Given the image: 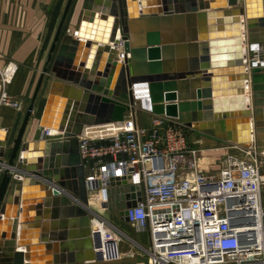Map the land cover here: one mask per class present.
Returning a JSON list of instances; mask_svg holds the SVG:
<instances>
[{
	"label": "water",
	"instance_id": "95a60500",
	"mask_svg": "<svg viewBox=\"0 0 264 264\" xmlns=\"http://www.w3.org/2000/svg\"><path fill=\"white\" fill-rule=\"evenodd\" d=\"M72 2L65 4L49 50L50 61L59 43L52 66L56 80L39 123L49 134L42 132L39 140L23 143L44 68L11 142L0 181V203L8 190V204L17 206L20 197L23 201L21 217L26 205H35L43 220L40 248L45 264L50 255L53 264L96 262L78 137L85 127L123 123L125 115L133 112V85L147 84L152 115L175 119L196 131L211 129L226 142L261 153L264 69L247 71L243 45L264 44V0H83L74 38L61 36ZM120 47L122 62L115 60ZM83 50L88 54L82 56ZM174 52L185 54L184 59L178 56L167 62ZM3 134L0 160L10 131H0V137ZM29 192L38 199L28 201ZM125 198L132 200L126 207L135 206L134 194ZM5 207L0 215L8 218ZM119 217L127 222L125 210ZM12 219L11 241L0 251V264H33V243L25 241L21 232L18 240L25 252L14 253L16 216ZM68 221L72 231H67ZM65 241L73 243L76 255L64 257Z\"/></svg>",
	"mask_w": 264,
	"mask_h": 264
},
{
	"label": "built area",
	"instance_id": "2783aa9c",
	"mask_svg": "<svg viewBox=\"0 0 264 264\" xmlns=\"http://www.w3.org/2000/svg\"><path fill=\"white\" fill-rule=\"evenodd\" d=\"M243 53L247 71L264 69V44H246ZM116 59H124L121 47ZM1 82L4 87L5 77ZM135 86L133 112L119 130L78 137L88 201L103 204L112 188L124 189L127 223L148 238V264H264V154L235 146L239 152L226 154L223 166L210 172L200 161L204 150L189 145L180 124L152 115L147 84L145 103L137 102ZM0 101L24 115L4 89ZM136 110L152 116L148 124H137ZM122 181L127 185H116ZM126 194L135 195V206L126 207L132 202ZM87 208L96 262L119 259L118 232Z\"/></svg>",
	"mask_w": 264,
	"mask_h": 264
},
{
	"label": "crops",
	"instance_id": "0c3cea01",
	"mask_svg": "<svg viewBox=\"0 0 264 264\" xmlns=\"http://www.w3.org/2000/svg\"><path fill=\"white\" fill-rule=\"evenodd\" d=\"M66 2L67 0H0V94L2 89H4V92L7 94V96L21 102L25 112L30 102H32L34 90L38 79L43 73V69L46 68V71H50L51 73L50 75L44 74L45 77L43 80L45 83L42 91L40 92L41 94L36 96L33 101L34 110L27 125L23 137V143L39 140L42 132L48 130L41 128L39 123L52 82L56 80L55 75L52 73V66L59 43L57 44L54 53L51 55L50 61L48 56L50 46L52 44L54 34L59 24ZM82 3L83 0H73L67 18L62 27L61 36L69 34L74 38V26L79 17ZM84 43L85 41H83L82 45H84ZM86 52L87 50H83L82 56L88 54V52ZM176 54L177 53L174 52L173 59H169L167 62L175 61L178 59L176 58L178 56L180 59H184L185 54L183 55L182 52H179L177 55ZM115 60L117 59L115 58ZM117 75L118 74L115 73L113 78L114 82L116 81ZM3 77H5L7 81V83L4 84V87L1 82ZM246 83L250 85V74ZM249 97L250 95H248V98ZM171 103L178 102L175 101ZM188 114L191 116L192 113L189 112ZM151 117L152 116L144 114L139 110H136L135 112V118L139 126L148 124ZM22 119V114L18 113L11 107L1 104L0 101V131H10L4 157L0 160V165L3 167L7 165L12 146L11 142L16 137ZM173 120L177 122V120ZM261 122L262 125L259 128L261 130V133L259 134V150L264 154V119H262ZM122 126L116 124L94 126L92 128H88V130L95 132L96 135L89 137H106L108 136L109 130H119ZM183 128L190 136L191 140L197 143V145L204 150V153L210 148L219 150L224 144L233 145L220 139L219 136H221V134L215 133L211 129L205 131H196L185 127ZM3 139L4 134L0 137V142H2ZM18 157L19 155L17 158ZM2 169L3 168H0V181L4 174ZM22 178L25 177L22 176ZM26 194L30 197L28 201L38 199L31 198L33 197V195H31L33 192ZM7 196L8 190L6 192L4 201L0 203V209L5 205V212L7 215H10L8 218H4L0 215V220H2L0 222V251L6 248L5 242L8 243L11 241L10 237L13 227L12 215H14L17 219L14 253L25 252V248L20 246L18 240V234L21 232L25 241L31 240L33 243V251L30 252L31 256L35 258V262L33 264H45L44 250L43 248H40V236L42 234L43 220L41 219L40 215H37L35 205L31 203L26 205L25 216L21 217L19 213V207L23 202L21 197L19 198V204L14 206L13 204L7 203ZM54 222L56 224L55 232L58 233V221L55 220ZM71 222L68 221L67 231H72L74 229V226ZM21 223L23 225L22 230H20ZM109 225L121 234L128 245H131V248H137V250L146 249L148 238L144 232H139L134 229L133 231L131 230L130 233H121L119 229H121L122 226L129 224L121 219L119 215L114 217L113 220H110ZM65 242L67 246L66 251L63 254L64 257H67L69 254L72 256L76 255V249L73 247V243H71L70 246L67 243L68 241ZM57 257H60L59 253H57ZM48 261L49 262L47 264H53L52 255H50ZM24 264H28V262L24 261ZM64 264H67L66 260L64 261Z\"/></svg>",
	"mask_w": 264,
	"mask_h": 264
},
{
	"label": "rangeland",
	"instance_id": "374dc122",
	"mask_svg": "<svg viewBox=\"0 0 264 264\" xmlns=\"http://www.w3.org/2000/svg\"><path fill=\"white\" fill-rule=\"evenodd\" d=\"M50 74H51L50 71H46L45 73V75H50ZM43 77L45 76L43 75ZM44 83L45 82L43 80L37 96L41 94L40 92L42 91ZM116 131L117 130H112V131L109 130L108 136L112 135ZM189 145L194 148L199 147L197 143H195L194 141L191 142L190 139H189ZM221 149L215 150L214 148H210L206 150L204 154H200L201 164H203L204 166L207 165L210 172L216 173L223 166L226 154H236L239 152L234 145H229V144H224L223 147H221ZM262 157L264 158V156ZM123 190L124 189H121V187L112 188L110 192H108V197L106 199V202L101 204L97 201H90L89 209L96 212L105 221H107L108 224H110V220H113L114 217H117L119 215V212L123 210V200L121 195ZM262 204L264 207V189L262 191ZM119 230L121 231L122 234H124V233H130V231L131 230L133 231L134 228L131 227L130 225H124ZM117 239L119 242L118 245L119 259L114 260L112 262L110 261L97 262L94 264H148V258L144 250H137V248H131V245H128V243L123 239L120 233L117 234Z\"/></svg>",
	"mask_w": 264,
	"mask_h": 264
},
{
	"label": "bare ground",
	"instance_id": "6f19581e",
	"mask_svg": "<svg viewBox=\"0 0 264 264\" xmlns=\"http://www.w3.org/2000/svg\"><path fill=\"white\" fill-rule=\"evenodd\" d=\"M244 45H246V44H244ZM145 89H146V87H143L142 85L135 86V88H134V91H135L134 94H135V96L137 98V102H140V103H145L146 102V95H145L146 91H145ZM248 95H249V92L246 93V97L247 98H248ZM248 104L249 103H247V105ZM108 125H112V124H108ZM116 125H121L122 126L123 123H116ZM88 128H92V127H85L84 130H83V133H82L81 137H89V136H92V135H96L95 132H92L91 130H88ZM102 198H103V196L100 199H102Z\"/></svg>",
	"mask_w": 264,
	"mask_h": 264
}]
</instances>
